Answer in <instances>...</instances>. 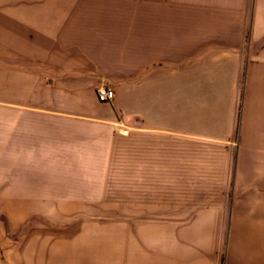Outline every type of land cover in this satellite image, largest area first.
I'll list each match as a JSON object with an SVG mask.
<instances>
[{
    "label": "rangeland",
    "instance_id": "1",
    "mask_svg": "<svg viewBox=\"0 0 264 264\" xmlns=\"http://www.w3.org/2000/svg\"><path fill=\"white\" fill-rule=\"evenodd\" d=\"M182 3L201 0H0V264H200L222 190L260 217L264 37L244 42L227 146L133 172L132 55Z\"/></svg>",
    "mask_w": 264,
    "mask_h": 264
},
{
    "label": "crops",
    "instance_id": "2",
    "mask_svg": "<svg viewBox=\"0 0 264 264\" xmlns=\"http://www.w3.org/2000/svg\"><path fill=\"white\" fill-rule=\"evenodd\" d=\"M184 4L147 28L132 55L133 172L134 165L137 172L156 167L165 150L186 141L227 146L244 42L264 37V0H201L192 13ZM201 109L209 136L201 133ZM243 194L234 187L220 193L217 231L200 264H264V211L245 212Z\"/></svg>",
    "mask_w": 264,
    "mask_h": 264
},
{
    "label": "built area",
    "instance_id": "3",
    "mask_svg": "<svg viewBox=\"0 0 264 264\" xmlns=\"http://www.w3.org/2000/svg\"><path fill=\"white\" fill-rule=\"evenodd\" d=\"M113 98V92L110 89H101L97 91L96 99L100 103H107Z\"/></svg>",
    "mask_w": 264,
    "mask_h": 264
}]
</instances>
